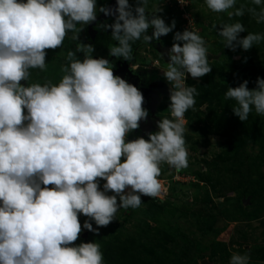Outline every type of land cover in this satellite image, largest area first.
<instances>
[{
    "label": "clouds",
    "instance_id": "obj_1",
    "mask_svg": "<svg viewBox=\"0 0 264 264\" xmlns=\"http://www.w3.org/2000/svg\"><path fill=\"white\" fill-rule=\"evenodd\" d=\"M192 3L178 0L181 7ZM161 4L0 0V264H107L102 243L85 242L83 233L99 235L121 209H140L142 196L160 197L162 165L189 167L185 114L196 110L200 93L187 81L213 71L211 45L191 19L182 31L175 18L166 22ZM202 6L227 15L228 22L211 25L223 48L264 45V31H249L241 20L264 25V0H203ZM100 13L113 18L98 24L111 29L107 57L95 56V45L81 39ZM170 33L172 45L160 53L168 57L162 76L170 85L169 114L147 138L130 139L149 111L142 91L114 74L109 57L130 62L137 42L152 46ZM66 39L75 47L66 48ZM57 49L63 56L54 81L42 74L49 72L48 51ZM249 83L228 85L224 93L241 122L253 112L264 116V77L253 88ZM228 264H251V251H233Z\"/></svg>",
    "mask_w": 264,
    "mask_h": 264
},
{
    "label": "rangeland",
    "instance_id": "obj_2",
    "mask_svg": "<svg viewBox=\"0 0 264 264\" xmlns=\"http://www.w3.org/2000/svg\"><path fill=\"white\" fill-rule=\"evenodd\" d=\"M156 2L162 3L164 11L158 14L166 22L176 19V30L189 27L191 19L192 27L211 45L213 71L198 81L189 74L187 81L200 93L196 110L185 114L189 167L179 172L188 181L174 185L165 202L142 200L140 209H121L117 220L101 228L99 235L85 231L81 239H98L107 264H228L233 251L247 250L251 251V264H264V116L253 112L241 122L231 111L235 102L224 99L228 85L235 87L248 79L249 88H253L256 78L264 77V45L236 52L223 48L211 25L228 22L227 15L209 12L202 6L203 0H193L192 6L184 7L178 0ZM99 3L109 5V0ZM149 10H153L151 3ZM241 20L249 31H264V25L248 16ZM172 37V33L161 37L159 47L169 49ZM81 39L91 43L85 32ZM65 47L74 48L75 44L66 39ZM62 56L59 49L49 50V72L42 75L58 79ZM161 59L168 61V57ZM148 61L150 70L146 68ZM166 66L146 48L135 53L131 64L132 69L149 72L164 87L148 132L156 131V121L169 114L170 85L162 76ZM33 71V79H40ZM136 136L134 132L129 138ZM143 136L147 138V134ZM161 167L163 175L169 174L166 164Z\"/></svg>",
    "mask_w": 264,
    "mask_h": 264
},
{
    "label": "flooded vegetation",
    "instance_id": "obj_3",
    "mask_svg": "<svg viewBox=\"0 0 264 264\" xmlns=\"http://www.w3.org/2000/svg\"><path fill=\"white\" fill-rule=\"evenodd\" d=\"M156 45H158V42L156 43ZM140 48L141 49L146 48V50H148L149 52L155 53L160 58L161 64L166 65V63L162 61L160 54L158 52H155L152 47H150L148 45H143ZM140 48H138L134 53H136ZM160 49H161L162 53H166V49H162V48H160ZM103 52L104 51L101 52L100 50L98 51L96 49V52L94 53V55L97 57L98 56L107 57L108 47L105 50V54H103ZM166 57H167V55H164V58H166ZM109 59L112 61H115L116 67L114 69V74L120 75L117 72H120L121 68L124 65L122 60H117L115 57H109ZM132 61L127 63V65H128L127 68L129 70V72H131V76H130L131 78L125 74L120 75V76L125 78L128 82L136 85L142 91L144 98H145L144 107L146 109H148L149 117H148L146 122L141 121L140 124L145 130H149L153 126V122L156 119V114H157L156 111H157V105H158V101H159V93L161 90L164 89V87L162 86V84L158 80L153 78L149 74V72L139 71L138 69H136V70L132 69L131 68ZM149 67L152 68V64L150 66L147 65L146 68H149ZM155 73L157 74V72H155ZM135 133L137 135L143 136V134L140 132V129L136 130Z\"/></svg>",
    "mask_w": 264,
    "mask_h": 264
},
{
    "label": "trees",
    "instance_id": "obj_4",
    "mask_svg": "<svg viewBox=\"0 0 264 264\" xmlns=\"http://www.w3.org/2000/svg\"><path fill=\"white\" fill-rule=\"evenodd\" d=\"M116 4V0H109V5H115ZM112 19L113 18H108L107 16H105V14H100L98 16V20L96 22H93L92 24L88 25L87 27H85V36L87 37V39L89 41H91L92 44L95 45V48L99 51H104L103 54H105V50L106 48L114 43L113 41H111L110 39V36H111V29H108V30H103V29H100L98 27V24H101V23H104V22H107V23H112ZM144 44H142L141 42H139L138 44H135L133 47H134V52L140 48L141 46H143ZM155 45H152L150 47H152L153 49H155ZM122 62L125 64V63H128L129 61H124L122 60ZM124 67V65H123ZM121 68L120 72H117L119 73L120 75H127V76H131V72H129L127 70V68ZM131 78V77H130ZM135 78V77H134ZM163 175V174H162ZM142 200H151V201H154L153 199H149V198H143L142 197Z\"/></svg>",
    "mask_w": 264,
    "mask_h": 264
},
{
    "label": "built area",
    "instance_id": "obj_5",
    "mask_svg": "<svg viewBox=\"0 0 264 264\" xmlns=\"http://www.w3.org/2000/svg\"><path fill=\"white\" fill-rule=\"evenodd\" d=\"M169 170H170L169 174L167 173L166 175H161L160 177L161 183H162V191H161L160 197L151 198L147 196H142L143 198H149V199H153L154 201L158 203H163L166 200H168V198L170 197L171 191L174 185L188 181V179H184L181 177V174L179 171L175 169H171V168H169Z\"/></svg>",
    "mask_w": 264,
    "mask_h": 264
},
{
    "label": "water",
    "instance_id": "obj_6",
    "mask_svg": "<svg viewBox=\"0 0 264 264\" xmlns=\"http://www.w3.org/2000/svg\"><path fill=\"white\" fill-rule=\"evenodd\" d=\"M130 3H135V0H130ZM108 18H111V17H108ZM149 34H151V31L149 32ZM138 43H139V42H137L136 44H138ZM156 43H157V41H153V42H152V45H155ZM154 50L157 51L159 54L162 53V52H161V49H160V47H159V45H156ZM126 62H127V61H126ZM147 65L150 66L151 63L148 61V62H147ZM127 66H128L127 63H125L123 68H127ZM127 70H128V68H127ZM128 71H129V70H128ZM148 131H149V130H145L142 126H140V132H141L143 135H146V134L148 133Z\"/></svg>",
    "mask_w": 264,
    "mask_h": 264
},
{
    "label": "crops",
    "instance_id": "obj_7",
    "mask_svg": "<svg viewBox=\"0 0 264 264\" xmlns=\"http://www.w3.org/2000/svg\"><path fill=\"white\" fill-rule=\"evenodd\" d=\"M140 68H138V70H139ZM151 69V67H149V68H147V70H150ZM140 71V70H139Z\"/></svg>",
    "mask_w": 264,
    "mask_h": 264
}]
</instances>
